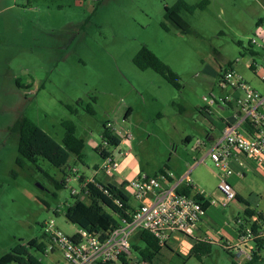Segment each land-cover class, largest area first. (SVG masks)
Instances as JSON below:
<instances>
[{
    "label": "rangeland",
    "instance_id": "374dc122",
    "mask_svg": "<svg viewBox=\"0 0 264 264\" xmlns=\"http://www.w3.org/2000/svg\"><path fill=\"white\" fill-rule=\"evenodd\" d=\"M36 1L29 9V0H0V257L17 244L40 239L47 222L53 221L67 236L77 231L64 217L73 202L71 195L79 191L76 171L106 184L111 176H120L121 168L131 172L130 177L135 170L151 176L163 169L171 176L190 169L205 132L217 135L220 130V120L212 125L200 110L207 104L203 96L224 97L226 91L218 82L228 63L236 76L264 93L246 64H264V0H206L204 8L181 13L188 34L167 22L168 31L161 27L164 8L178 0H82L80 6L74 0ZM143 46L178 76L179 88L132 64ZM248 50L258 54L250 56ZM77 101L82 106H76ZM88 104L93 114L84 110ZM66 105L77 108V113L71 114ZM19 117L31 119L58 144L64 133L61 122H73L75 135L84 141L82 162L71 157L72 170L65 175L42 159L17 167V134L11 127ZM103 125L119 141L117 148L103 147L126 153L119 158L126 159L124 167L118 166L120 161L110 176L100 170L102 159L95 150ZM127 134L130 139H125ZM193 174L206 181L211 178L204 165ZM61 179L65 187L56 190L53 181ZM247 179L244 183L253 186L249 204L253 206V198L261 195L263 200L253 209L264 212V183L259 177ZM123 190L133 204L126 186ZM239 206L243 207L233 201L209 210L214 224L207 227V234L215 243L208 256L198 261L167 252L154 264H230L232 257L213 230L227 232L232 215L242 216ZM130 241L141 246L134 236ZM31 253L42 264H65L58 252Z\"/></svg>",
    "mask_w": 264,
    "mask_h": 264
},
{
    "label": "built area",
    "instance_id": "2783aa9c",
    "mask_svg": "<svg viewBox=\"0 0 264 264\" xmlns=\"http://www.w3.org/2000/svg\"><path fill=\"white\" fill-rule=\"evenodd\" d=\"M252 43L255 42L252 41ZM262 51L264 52V44ZM246 64L264 86V64L256 65L254 62ZM218 87L238 89L243 96L234 99L222 97L219 100L203 96L202 101L207 103V107L201 109V113L210 118L209 107L217 104L225 106L233 102L241 112L239 116H242L238 126L248 120L255 129L253 135H245L238 131L237 126L229 125L225 121L220 123L221 137L212 147L209 157L213 166L221 170L217 190L221 196L220 207L224 208L235 199V193L226 181V177L230 174L226 170V164L232 157V152H238L258 164L263 160L264 93H259L246 81L236 76L233 68L221 73ZM130 138V134L125 136V139ZM102 146L108 145L103 142ZM103 149L106 150L104 147ZM114 152H110L102 159L100 170L107 176L112 175L117 168L116 157L126 155L125 152ZM169 177L170 175L166 173L156 177L140 176L129 181L125 185L126 189L138 205L131 213L130 219H121L120 225L104 240L85 230H79L77 237L73 238L61 232L53 221L45 223L42 227L48 242L45 253H60L65 264H106L116 262L120 254L128 252L131 236L140 230L152 234L160 245H163L173 234L196 238L200 234L199 220L204 212L201 203L179 191L183 183L189 185L188 176L172 183L169 182ZM88 182H93V179ZM260 213L263 216V222L258 223L260 226L255 233L242 222L236 225L235 246L240 250L239 254L235 255L237 263L250 260L255 239L264 240V212ZM254 218L256 219L255 216ZM224 246L228 247V245Z\"/></svg>",
    "mask_w": 264,
    "mask_h": 264
},
{
    "label": "trees",
    "instance_id": "16d2710c",
    "mask_svg": "<svg viewBox=\"0 0 264 264\" xmlns=\"http://www.w3.org/2000/svg\"><path fill=\"white\" fill-rule=\"evenodd\" d=\"M34 3H36V0H29V5ZM207 3L206 0H202L197 4H188L184 0L176 1L172 6L164 8V22L161 23V27L168 31V27L165 24L167 22L181 34H188L190 29L187 22L181 17V13L192 14L195 9L204 8ZM214 53L217 54L216 51ZM247 53L250 56L257 55L253 50H248ZM131 61L137 69H150L173 87L179 88L178 76L147 47H141ZM229 68H232L230 63L227 65V69ZM76 106H82L81 101H77ZM65 108L71 114L77 113V108L69 105H66ZM84 110L88 114H93V108L90 104L86 105ZM61 126L64 129V133L61 144H58L31 119L27 117L16 119L11 127V132L17 134L16 151L18 156L15 159V165L23 168L26 162L36 165L37 161L42 159L65 175L66 170H72L69 164L71 157L82 162L84 141L75 135L74 123L64 120L61 122ZM243 127L246 132L253 135L254 127L248 120L244 122ZM100 139L101 144L95 150L99 153L101 159L110 153L103 149V142L112 148L119 146L118 139L113 136L106 125H103ZM161 174H166L165 170L159 169L153 175H147L146 177H156ZM73 175L77 178L79 191L71 195L73 202L66 207L64 217L66 221L76 226L79 230H85L92 235L98 236L100 240H104L111 231L120 225L121 219L129 220L134 210V207L130 204L129 197L123 190L127 183L124 182L119 186L112 183H98L95 179H93V182H88L85 181L83 175L77 177L75 172ZM169 181H171L170 178ZM53 184L56 190H60L65 187L66 182L65 179L54 180ZM179 191L187 196L191 194V189L186 186H180ZM192 197L201 203L203 211L207 208V201L200 195ZM101 198L105 199L104 203H102ZM240 201L245 204L243 200ZM106 208H109L111 213H108ZM54 214L56 215L57 213L54 212ZM254 216L256 221L252 222L250 219ZM240 219L243 225L250 227L254 233L260 226L258 223L263 222L262 214L250 209H247L240 216ZM133 236L135 240L140 241L141 246L130 241L128 252L120 254L116 262H108L106 264H154V261L159 258L161 250L163 248L168 249L166 242L160 245L158 240L146 231L140 230ZM72 237L76 238L77 234ZM193 239L190 255L200 261L211 253L212 244ZM47 243V239L42 233L40 239H32L25 245L17 244L9 253L0 257V264H42L31 251L46 254ZM225 251L232 257L230 264H264V240L262 239L254 240L250 260L244 262L237 263L235 256L230 253L229 249H225Z\"/></svg>",
    "mask_w": 264,
    "mask_h": 264
},
{
    "label": "crops",
    "instance_id": "0c3cea01",
    "mask_svg": "<svg viewBox=\"0 0 264 264\" xmlns=\"http://www.w3.org/2000/svg\"><path fill=\"white\" fill-rule=\"evenodd\" d=\"M38 2L39 1H36V3H38ZM74 2L80 6L83 1L82 0H74ZM30 6L31 5H29V9H30ZM256 54H258V53L256 52ZM245 81L248 84L250 82L248 80H245ZM252 88L253 89L255 88V90L258 91L257 87H252ZM221 90L226 91L224 98L230 97V98L234 99V98H238V97L243 96V93L238 89L225 88V89H221ZM206 107H207V105H204V106H202V109L203 108L205 109ZM208 109L210 111V118L208 117L207 119L209 120V122L212 125H214L218 119V120H220L219 123L225 121L229 125L237 126L238 127L237 129H239L238 131L240 133L245 134V135H249V133L246 132V130L244 129L243 124L238 126L239 121L241 120L242 116L241 117L239 116V115H241V112L235 106V104L233 102L227 103L225 106L217 104V105L209 107ZM236 114L239 117H237ZM254 133H255V129H253V134ZM220 137H221V129L218 131L217 135H215L211 130H210V132H205L204 140L201 143L197 144L198 146H201V148L198 151H196L197 157H196V159H194V163L192 165L188 166V167H190V169L185 168L180 173H178L177 171H174L173 173H171V176L169 177L171 179V181H169V182L172 183V182H176L178 180L183 179L185 176H188L189 185L186 183H183L181 185V186L189 187L191 189V194L188 196L200 195L202 198H204L207 201L208 206L204 210V212L201 215L200 220H199L200 234L194 239H199L202 241L210 242L211 244L215 243V241L213 238H211L210 235L207 234V230L212 229V224H214V223H213L210 215L208 214V212L211 209L216 211V210H218V208H220L221 196L217 190V185L220 181L221 170L216 169L213 166V163L209 157V153H210L212 147L220 139ZM185 141L189 143L190 137L189 136L186 137ZM106 151H108V150L106 149ZM115 155H116V153H115ZM119 158L120 157H118V156L116 157L117 165L121 161ZM125 161H126V159L122 160L120 162V165H118V166L124 167L125 164H123V163ZM207 164H210L212 168H209L207 166ZM198 165H204L206 167V169H207V171L211 177L209 181H206L202 177H199L198 175L193 174V172L196 171V168L198 167ZM118 170H119L118 175H120V176H111L110 177L111 181H106L107 183H112V184L120 186L124 182L128 183V181H131V180L138 178L140 176H147L146 174H140L139 172H137V170H135L134 176L130 177L131 172L125 173L127 170L126 168H124V169L121 168ZM226 170L230 172V174L226 177V181L231 185V187L235 193V199L233 201H235V202H237L243 206L242 208H240L241 206H239V209H241L242 214L247 209L255 210L253 208L257 207L258 201L259 202L262 201L263 197L261 195L255 196L256 198H253V204H254L253 206L254 207L251 206L249 204V200L252 201V199L250 197L251 195H249V194L251 193L253 186L251 185V187L249 188L244 182L246 180H248L247 177L249 175L250 177H259L260 180L264 183V157H263L262 162L260 164H258V163H255L254 161L250 160L249 158L243 156L242 154L233 151L232 157L228 160V162L226 164ZM75 173H78V172L76 171ZM80 175H83V174H77V177H79ZM177 175H178V177H177ZM128 178H131V179H128ZM91 179H95L98 183H101L95 177H91V178L85 177V181H89ZM128 193L132 197L130 192H128ZM213 193H217L218 197L217 198L211 197L213 195ZM240 200H243L246 205L244 203H242ZM233 201H230L227 204V207ZM130 204L134 208L138 205V203L135 200H134L133 204L131 202H130ZM240 216H241L240 213H236V214L232 215V226H229L228 228L226 227L228 230L227 232H224L223 230H220V229L213 230L214 235L220 241L218 244L222 245L224 248H225L224 245H228V247H226V249H229V250L232 249L233 252L236 254H239V251H240L239 248L235 246V239L237 237V231H236L237 226L236 225L238 223L242 222V220L240 219ZM250 220L252 222L256 221V219L254 217H252ZM226 225H228V224H226ZM207 227H208V229H207ZM78 232H79V229L77 228V231L73 235L77 234ZM225 234L232 237L231 242L228 241V239L224 236ZM73 235H71V236H73ZM166 243L168 245V249L163 248L161 250L160 256H163L164 254L169 252L170 254L176 255L177 257H181L182 255L184 257H187V258L192 257L190 255V249L192 246V238L181 236L179 234H173L171 237H169V239L166 241Z\"/></svg>",
    "mask_w": 264,
    "mask_h": 264
},
{
    "label": "bare ground",
    "instance_id": "6f19581e",
    "mask_svg": "<svg viewBox=\"0 0 264 264\" xmlns=\"http://www.w3.org/2000/svg\"><path fill=\"white\" fill-rule=\"evenodd\" d=\"M129 259V258H128Z\"/></svg>",
    "mask_w": 264,
    "mask_h": 264
}]
</instances>
